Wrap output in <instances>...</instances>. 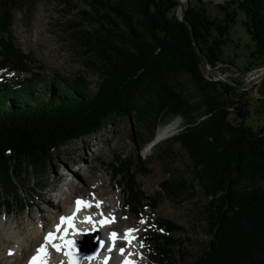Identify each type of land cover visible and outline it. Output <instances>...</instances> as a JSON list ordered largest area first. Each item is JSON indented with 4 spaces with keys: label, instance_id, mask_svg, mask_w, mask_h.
<instances>
[{
    "label": "trees",
    "instance_id": "obj_1",
    "mask_svg": "<svg viewBox=\"0 0 264 264\" xmlns=\"http://www.w3.org/2000/svg\"><path fill=\"white\" fill-rule=\"evenodd\" d=\"M36 1L0 0V67L31 74L0 82V209L10 212L11 199H3L13 200L18 185L32 177L42 180L54 154L69 143L127 119L135 127L132 139L141 150L153 140L159 125L184 115L190 120L176 141L189 159L191 178L173 174L159 187L177 204L195 187L201 191L209 239L189 262L184 242L172 237L181 227L159 218L156 230L162 233L154 236L153 263L264 264V125L253 130L244 124L248 90H238L235 80L229 85L204 77L205 66L191 37L213 68L225 64L221 47L237 14L243 13L254 46L250 58L264 67V0H217L222 19L211 18L206 8L188 0L186 24L177 17L176 0H121L117 5L112 0H82L92 9L81 13L82 20L98 26L77 39L85 48L83 55H89L86 67L99 77L93 91L91 82L79 75L69 79L57 74L50 85L33 74V60L16 45L13 24L16 13ZM185 81L193 84L198 100L186 96ZM37 85L43 90L38 91ZM231 115L237 123L229 120ZM166 150L158 159L170 155ZM137 163L134 174L128 173L126 162L110 165L113 178L126 182L124 201L136 216L145 206L152 211L159 206L137 185L136 175L150 172L141 155ZM23 209L20 204L19 210Z\"/></svg>",
    "mask_w": 264,
    "mask_h": 264
},
{
    "label": "rangeland",
    "instance_id": "obj_2",
    "mask_svg": "<svg viewBox=\"0 0 264 264\" xmlns=\"http://www.w3.org/2000/svg\"><path fill=\"white\" fill-rule=\"evenodd\" d=\"M66 1L71 2L69 7L64 5L61 0H37L35 3L29 4L22 13H16L13 24L15 43L25 54L31 57L33 60L31 64L33 74L40 75L45 84L51 85L53 76L57 74L69 79L79 75L91 82V91H93L99 77L97 73L86 67L84 60L89 55H83L85 48L79 46L77 39L82 38L83 35L79 36L81 32L92 33L98 26L91 20H82V12L91 13L92 9L89 3L82 0ZM120 1L112 0V3L117 5ZM199 1L191 0L193 5L206 8L211 18H223V13L216 7L219 3L217 0H202L201 3ZM184 6L187 7L186 3ZM178 10L180 14L179 7L177 9V15L179 16ZM244 21V14L238 13L228 32V40L221 47V60L225 64H218L216 68L225 80H235L239 85L249 84L251 79L256 77L254 79L256 80L259 78L262 72L256 70L263 68L260 61L250 58L254 46L245 30ZM114 22L118 24L119 29L124 30L117 19H114ZM246 67H250L248 68L249 71H245ZM202 72L204 77L210 80L209 71L206 67L202 68ZM30 77L31 74L29 73L22 74L18 71L11 72L9 69L2 70L0 68V82L2 80L8 82L14 79L23 80ZM44 83L41 85H44ZM41 85H37L39 86L38 91L43 90L40 87ZM183 91L189 98L198 100V92L191 82H184ZM246 100L248 102V117L245 119L244 124L253 130H257L264 125V78L258 80L248 90ZM174 119H178L181 123L178 134L182 132L184 126L190 120L189 117L182 115L176 118L173 117L161 125ZM229 120L234 124L237 123L233 115L229 117ZM134 134L135 127L132 121L118 119L103 131L62 147L58 153L54 154L52 167L42 180L37 181L35 177H32L31 182H23L18 185V193L16 192L18 196L13 200L11 196L3 199V201L11 199L13 207L8 214L4 207L0 209V237L6 232L5 230L8 232L14 231L13 220L19 218L23 219L25 230L30 229L31 225L27 221L29 214L34 219L36 226L40 225L41 216L51 221L48 210L54 211V209L47 202V195L50 199H54L51 197V194L54 193L56 200L61 195L60 192H57V189L66 183L69 184V179H79L81 175L82 179L84 177L89 182L90 180L94 181L98 175L103 173V169L100 168L103 165L107 167L103 173L105 180L108 181L111 178V188L105 186L104 191L102 188H97L98 192H93L95 194L104 193L101 196L104 201L109 199L112 201V198L114 200L118 198L119 201L115 203L118 206L122 205L124 198L121 189L126 186V182L120 181L118 176L114 177L115 179L113 178L110 165L115 162V166H119L122 162H126L129 166L128 173L134 174V171L137 170V156L141 155L145 159L150 172L147 175L137 174L135 177L136 183L147 198L157 199L159 206L154 211H151L149 207L141 208L140 218L147 221L146 224H141L140 220H137L134 215H127L129 207L122 205L124 212L120 216L121 218L118 217L116 220V230L117 228L118 231L121 230L127 221L130 224H135L136 228L140 229L138 232L139 239L130 250L134 253L133 256H137V250H141L139 249L141 241L147 239V242L143 243L146 251L137 256V262L141 257L142 264H150L154 254L152 250L153 238L154 235L160 234V232L153 230L154 224L159 218L171 220L182 229L179 234L173 232L172 237H177L184 242L183 250L188 254V261L194 260V257L200 255L209 239L205 233L202 213L205 199L201 191L195 187L194 192H189L183 203L177 204L171 202L159 187L163 180L173 174L183 175L187 180L191 178L188 172L189 159L176 141L178 134L159 143L148 156L144 152L147 144H144L139 150V143H135L132 139ZM167 148L170 150V155H166L165 160L158 159L157 155ZM115 158L117 159L115 160ZM87 165H90L94 171L89 173ZM118 181H120L121 187L117 186ZM38 185L41 188L44 187V189L38 190ZM70 185L73 184L70 183ZM73 186L76 189H74L72 197L93 198V195L95 196L91 191L92 186H85V179L84 181L79 180ZM32 188L34 191L31 190ZM148 202H151V200L144 201V204ZM20 204L25 206L21 212L18 208ZM60 206L64 207L65 205L60 202ZM4 225H6V228ZM2 247L6 246L0 243V248Z\"/></svg>",
    "mask_w": 264,
    "mask_h": 264
},
{
    "label": "bare ground",
    "instance_id": "obj_3",
    "mask_svg": "<svg viewBox=\"0 0 264 264\" xmlns=\"http://www.w3.org/2000/svg\"><path fill=\"white\" fill-rule=\"evenodd\" d=\"M180 2L182 4L186 3V0H180ZM178 14H179V10H178ZM256 78V77H255ZM254 78V79H255ZM180 121L178 119H174L164 125H160L154 135V138L152 141H150L149 143H147V146L144 150L145 154L148 156L152 150L154 149L155 146H157L159 143L168 140L169 138L175 136L178 134L179 128H180ZM88 168V172L91 173L94 171V169L92 167H90V165H87ZM101 169H103V173L106 170V166H100ZM92 169V170H91ZM80 173V172H79ZM101 173V175H98L95 180H86V178L83 177L82 179V175L79 177V179H69V184H64L62 187H60L59 189H57V192L61 193V198L57 200L55 199H50L49 196L47 195V202H49V204H51L52 209H54L56 215L58 214H68L67 216L71 215L74 208L71 207V205H69L68 207L67 204L71 202L72 199V194H74V189H76L75 186H73L75 183H78L79 180H83L85 179V186H92V192H98L97 188H104L105 186L108 187L109 189L111 188V178H109L108 181L105 180L104 174ZM80 175V174H79ZM73 184V185H70ZM99 189V190H100ZM104 191V189H103ZM93 192V193H94ZM95 194V193H94ZM102 194H95V196L93 195V198L91 197H82L83 200L87 201L86 199H88L89 202H93V208H86L83 209L80 213H78L76 219L74 220V224L76 226H78L80 229H82V232H90L91 229L93 228V224L92 223H85L84 218L86 216H91L93 218V221H99L100 219H102L100 213L104 214V217H108L111 218L112 216L115 217V222L114 223H109V225L116 224V220L118 219V217H120L122 215V213L124 212V208L122 205L118 206L117 201L118 198H116L115 200L112 198L109 200H105L104 198L101 197ZM81 198V197H78ZM101 201V205L99 208H96L95 202L96 201ZM60 202L64 203V207L60 206ZM109 202V203H107ZM75 205V203H74ZM50 211V210H49ZM52 212V211H50ZM111 214V215H110ZM121 218V217H120ZM31 225L30 229H26L23 227L24 225V221L22 218H19L17 220H13L14 222V231L12 232H8L7 230H5L6 232L3 234V236L0 237V243L3 244V246L5 245L6 247H2L0 248V264H25V259L26 257L31 254L34 250L35 247L37 246L38 243H41V239H42V234L40 233V225H45L48 226L49 228L51 227V221L44 217L41 216L40 217V225L36 226V223L34 221V219L32 218V216L29 214L28 216V220H27ZM106 225V224H105ZM6 228V225H4ZM104 226V225H103ZM103 226H101L100 224H95L96 229H98V233L100 235V239H103L106 242H109V234L111 233L110 231L113 230L112 232H116L118 231V228L116 230V227L114 226L113 229L110 228H106L104 229ZM131 228H136V226H131ZM52 230V229H51ZM50 230H46L45 233H47ZM125 231V230H124ZM138 234V233H137ZM123 237V234H121L120 238ZM139 239V236H138ZM137 239V242H138ZM143 243L147 242V239L142 240ZM135 241V243H131L130 246H127L125 244V241L122 240L119 245L121 247H127L126 248V253H132V251L130 250L133 246H135V244L137 243ZM119 245H117V247H119ZM140 251L137 250V256L141 253H143L144 251H146V248H140ZM12 252L14 254V257H7V253ZM50 253V252H49ZM3 254V255H2ZM134 253H132V255L129 257L131 260L135 261V263L138 261V257L137 256H133ZM109 255V253L107 252L106 248L102 249L99 256L95 259V260H91V261H86L83 264H103V258L104 256ZM111 259L109 260V264H121V261L124 259V257H122L119 252L117 250L113 251L111 253ZM24 261V262H23ZM61 261L64 262V264H67V258L62 254V253H58V252H53L50 253V259H49V264H61Z\"/></svg>",
    "mask_w": 264,
    "mask_h": 264
},
{
    "label": "snow or ice",
    "instance_id": "obj_4",
    "mask_svg": "<svg viewBox=\"0 0 264 264\" xmlns=\"http://www.w3.org/2000/svg\"><path fill=\"white\" fill-rule=\"evenodd\" d=\"M74 203L75 208L72 214L69 216L59 217V222L54 226L52 230L48 231L44 235L43 242L39 244V246L35 250V253L31 255L28 260V264H49V247H51L58 253H62L65 257H67V264H79L78 257L79 254L83 251L81 247V241L69 240L66 237L68 235L69 229L72 230L74 235H78L80 237H86L88 235L87 232H78V230L75 228L74 220L76 219L78 213H80L83 209L93 207V204L89 201L83 200L82 198H78ZM101 203V201L97 200L94 206L96 208H99ZM100 215L102 219H100L99 221H93V218L91 216H86L83 222L93 224V228L91 229V231H98V229H96L95 227V224L97 223L103 226L105 224L115 222L114 216L108 218L104 217L103 213H100ZM140 223L146 224L147 221L142 218L140 220ZM139 231L140 229L137 228H129L125 230L122 239L125 241V244L127 246H130L132 241L138 238L136 235H134V233H138ZM119 238L120 237L118 236V233L111 232L109 234V242H106L103 239L98 240V247L101 249L106 248L107 252L109 253V255L104 256L103 264H109V260L112 258L111 253L117 250L116 241ZM140 247H144L142 241L140 243ZM118 252L122 257H124V259L121 261V264H135V261L129 258L132 253H126V247H119ZM9 254L11 255L12 253L10 252ZM95 259L96 255L83 256L84 261H91ZM61 264H64V262L61 261Z\"/></svg>",
    "mask_w": 264,
    "mask_h": 264
},
{
    "label": "water",
    "instance_id": "obj_5",
    "mask_svg": "<svg viewBox=\"0 0 264 264\" xmlns=\"http://www.w3.org/2000/svg\"><path fill=\"white\" fill-rule=\"evenodd\" d=\"M176 2L178 3L179 8H180V14H179V16L177 15V17H178V19H179L181 22H183L184 24H186V21H185L186 7L184 6V4H182V3L180 2V0H176ZM186 6H188V3H187V2H186ZM191 37H192V40H193L194 47H195L196 51L198 52L200 58L202 59V62H203V64H204V66H205V67L207 68V70L209 71L210 80H212V81H219V82H225V83H227V84H229V85H233V83H232L230 80H225L224 77H223V75L220 74L219 72H217V69H216L217 67L213 68L212 65L209 64V62H208L206 56H205L203 53H201V51H200V49H199V46L196 44V42H195V40H194V38H193L192 35H191ZM256 71H260V72H262V73H261V76H260L259 78H257L256 80L251 79V81H250L249 84H246V85H235V87H236L238 90H240V91H247V90H249V89H250V88H251V87H252V86H253L258 80H261V79L264 78V67L261 68V69H258V70H256ZM88 238H89V237H88ZM88 238H86L85 241H86V240H87V241H89V240L91 241V240H92V239H88ZM81 244L85 246V242H82ZM82 245H81V247H83ZM97 253H98V252L95 253L96 256H97ZM79 260H80V259H79Z\"/></svg>",
    "mask_w": 264,
    "mask_h": 264
}]
</instances>
